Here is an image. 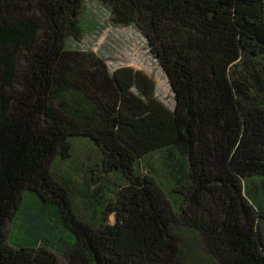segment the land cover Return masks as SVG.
Instances as JSON below:
<instances>
[{
	"label": "trees",
	"instance_id": "16d2710c",
	"mask_svg": "<svg viewBox=\"0 0 264 264\" xmlns=\"http://www.w3.org/2000/svg\"><path fill=\"white\" fill-rule=\"evenodd\" d=\"M87 1L0 0V264H264V0H94L173 109L77 45Z\"/></svg>",
	"mask_w": 264,
	"mask_h": 264
},
{
	"label": "rangeland",
	"instance_id": "374dc122",
	"mask_svg": "<svg viewBox=\"0 0 264 264\" xmlns=\"http://www.w3.org/2000/svg\"><path fill=\"white\" fill-rule=\"evenodd\" d=\"M84 31L80 34L77 45L86 50L104 53L111 68L131 66L141 70L156 82V95L168 108L174 107V92L169 79L158 60L151 53L145 38L132 26L115 25L111 21L108 9L99 2L88 0L82 11ZM73 153L72 166L86 164V155H94V151L86 143L78 145ZM75 209L83 214L87 208L82 198L76 194ZM115 221V215L110 217ZM189 241H195L194 233H187ZM63 263V258H60ZM194 260L188 264H194Z\"/></svg>",
	"mask_w": 264,
	"mask_h": 264
}]
</instances>
